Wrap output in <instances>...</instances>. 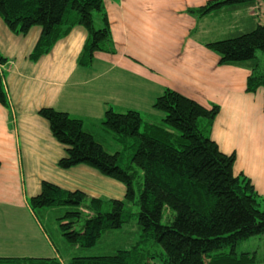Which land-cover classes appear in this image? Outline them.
Wrapping results in <instances>:
<instances>
[{
  "label": "crops",
  "instance_id": "0c3cea01",
  "mask_svg": "<svg viewBox=\"0 0 264 264\" xmlns=\"http://www.w3.org/2000/svg\"><path fill=\"white\" fill-rule=\"evenodd\" d=\"M212 1L103 0L115 53H96L90 67L79 65L88 39L83 27L33 62L42 29L19 36L0 17V69L8 99L7 106L0 104V258L65 261L78 251L60 232L61 249L31 208L43 183L104 201L126 195L122 183L91 167H59L66 148L39 115L44 108L82 120L106 147L109 134L102 123L109 110L149 115L145 125L160 126L164 116L153 106L168 89L206 108L219 106L212 140L222 153L236 155L235 175L243 174L264 194V90L247 92L250 64L221 65L207 46L255 30L263 24L264 6L257 0L205 16L189 12Z\"/></svg>",
  "mask_w": 264,
  "mask_h": 264
},
{
  "label": "trees",
  "instance_id": "16d2710c",
  "mask_svg": "<svg viewBox=\"0 0 264 264\" xmlns=\"http://www.w3.org/2000/svg\"><path fill=\"white\" fill-rule=\"evenodd\" d=\"M256 1L215 0L189 12L205 16ZM0 17L19 36L34 27L42 29L30 56L33 62L76 27L88 32L80 66L90 67L96 53H115L103 0H0ZM208 48L220 56L221 65L250 64L247 92L264 90V71L257 58L258 51L264 53V24ZM0 104L8 105L1 69ZM153 107L164 114L160 126L145 125L136 111L106 112L103 127L122 147L115 153L87 132L82 120L51 108L40 110L54 138L66 148L60 168L91 167L122 183L126 195L123 200L104 201L45 182L41 194L30 200L31 208L36 213L64 210L57 221L62 237L78 250L74 255L96 247L106 234L132 226L130 248H113L107 256L71 257L68 264L256 263V253L239 254L237 246L264 234L263 201L247 177L235 175L236 155L222 153L211 138L220 107L206 108L170 89ZM0 264L67 262L0 258Z\"/></svg>",
  "mask_w": 264,
  "mask_h": 264
},
{
  "label": "rangeland",
  "instance_id": "374dc122",
  "mask_svg": "<svg viewBox=\"0 0 264 264\" xmlns=\"http://www.w3.org/2000/svg\"><path fill=\"white\" fill-rule=\"evenodd\" d=\"M262 5L264 6L263 2H262ZM223 22H224V20H223ZM223 22H222V27H223ZM262 23L264 24L263 19H262ZM224 37H226V36H224ZM257 58L259 60L260 69L262 71H264V53L262 51H258L257 52ZM144 111L146 112L145 108H144ZM157 112L161 116H164V114L161 111H157ZM147 115H148V113H147ZM143 119L146 122H147V120H151L149 115L145 116ZM229 127H230V125L228 126V129L230 130ZM144 131H145V127L143 126L142 127V133H144ZM229 135L230 134H228V136ZM105 136H106V138H104L103 141H105L106 148L110 152L115 153L117 151L122 150L121 145H119L117 142L114 141L111 133H109V135H105ZM261 200L263 201L262 206L264 208V194H262ZM133 210L135 212L138 211L137 208H134ZM40 213L38 214V215H40V218H41L40 220L47 224V230L51 233L50 235L53 237V239L55 240L57 245L61 249H64V244L61 241V237H60V228L57 227V225H56L58 218L63 216L64 210H62V209L49 210L48 209V210L41 211ZM130 232L133 233L132 232V226L126 225L124 229L119 230L117 232H113L114 235H110L108 237H103L100 240V242L97 244V246L92 248L91 250L83 251L81 254L77 253L76 255L70 256V258L71 257H77L79 255L85 256V257L107 256V255L111 254V252L113 251L112 250L113 248L114 249H121V248H126V247L130 248L131 246H128L130 244V242H129L130 237H133V234L132 235L129 234ZM159 250H161V249L159 248ZM226 252H228V250ZM237 253H239V254H241V253H253V254L256 253L257 254L256 255L257 256V262L254 264H264V234L257 236V237H253V238L249 239L248 241L240 243L237 246ZM63 258H64V256H63ZM70 258H64V260H65V262H67V264H68V261Z\"/></svg>",
  "mask_w": 264,
  "mask_h": 264
}]
</instances>
